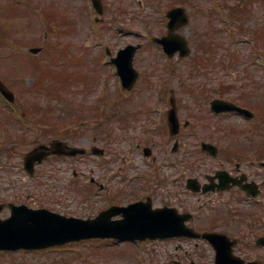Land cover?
<instances>
[{
  "label": "rangeland",
  "instance_id": "374dc122",
  "mask_svg": "<svg viewBox=\"0 0 264 264\" xmlns=\"http://www.w3.org/2000/svg\"><path fill=\"white\" fill-rule=\"evenodd\" d=\"M106 1L107 14L95 16L104 24L96 25L87 0H0V83L14 95V103L0 97V204H24L86 219L110 206H127L148 189L153 207L166 205L168 192L175 190L166 182L171 173L166 164L172 160L157 148L165 132L162 124L169 107V90L175 93L180 116L193 113V122L202 125L197 130L192 124L194 131L222 148V164L213 160L214 170L220 166L234 171L239 165L242 171H259L253 178L264 181V172L252 154L264 148V0H251L245 7L227 0L229 8L221 11L218 5L222 0H142L141 11L137 0ZM177 3L189 17L182 35L188 39L192 54L183 61L176 57L164 61L157 48L150 46V37L163 32L160 15ZM46 23L51 29H43ZM118 28L124 32H116ZM128 43L144 46L134 59L139 72L136 87L121 102L114 68L102 60L107 61L105 47L115 55ZM33 47H42V51L30 54ZM53 58L58 61L52 63ZM203 90L255 111L254 120L230 115L216 118L209 115L207 107L196 113L195 107L201 104L183 91ZM53 139L68 141L88 153L95 145L104 155L90 153L65 161L51 158L33 178L28 176L23 157ZM185 141L186 146L181 145L189 154L199 150L194 144L199 139ZM164 142L167 147H162L172 156L169 150L173 143ZM223 146L229 147L223 150ZM144 147L152 148L157 160L146 158ZM217 206L213 217L207 218L200 214L206 207L198 205L199 230L215 229L235 237L236 254L246 261L263 263L264 254L241 246L256 235H264V206ZM9 215L7 207L0 211V218ZM180 251L190 255L184 258L182 254L187 264H210L213 259L201 243L196 247L187 244ZM172 259L176 257L169 245L158 241L91 240L0 254V264H169Z\"/></svg>",
  "mask_w": 264,
  "mask_h": 264
},
{
  "label": "water",
  "instance_id": "95a60500",
  "mask_svg": "<svg viewBox=\"0 0 264 264\" xmlns=\"http://www.w3.org/2000/svg\"><path fill=\"white\" fill-rule=\"evenodd\" d=\"M175 24L171 30H174L179 24ZM174 40L177 45H170L169 41ZM164 46L165 51L172 55L179 50L181 56L188 53L185 41L175 35L169 38L159 40ZM37 49H32L36 53ZM135 47H128L121 51L117 59L113 62L117 65L118 72L123 79V85L131 88L136 72L132 68V57ZM0 92L12 100V95L0 83ZM218 111L240 110L232 105L222 106ZM244 112V111H243ZM174 117V112L172 110ZM175 126H176V122ZM176 130V129H175ZM174 130V131H175ZM60 143L54 144V147H61ZM80 151L70 150L67 153L72 155ZM33 155V156H32ZM28 157L29 160L35 158L40 161L47 153L42 149L36 150ZM2 207H0L1 209ZM13 215L1 221L0 220V250L16 249H34L45 248L53 245L64 244L73 240L89 239L95 237H115L120 239H154L163 238L172 234H185L197 236L193 231H183V221L176 216L174 211L169 209L152 210L150 204L137 203L129 205L126 208L113 207L107 211L101 212L95 219L80 220L75 218H66L46 210H30L24 206H11ZM121 214L123 219L111 221L114 215ZM202 237L208 240H216V234H203ZM218 261L223 264V253L217 255ZM230 258V255L229 257ZM235 261V258H231ZM229 261L228 264H236ZM219 264V262L217 263Z\"/></svg>",
  "mask_w": 264,
  "mask_h": 264
},
{
  "label": "flooded vegetation",
  "instance_id": "af4514ba",
  "mask_svg": "<svg viewBox=\"0 0 264 264\" xmlns=\"http://www.w3.org/2000/svg\"><path fill=\"white\" fill-rule=\"evenodd\" d=\"M182 1L183 0H181V2ZM222 1H223V3H222ZM222 1L218 5L220 7V9L222 10L225 7L229 8L227 2H224L227 0H222ZM249 1H251V0H235V3H240V7L242 4H244V7H245V4ZM101 2H102L103 7H104V13L103 14H107L109 3L106 0H101ZM234 6H235V4H234ZM173 7H181L182 8V6H180L179 3H177V4H174V6L168 7L167 11L172 9ZM167 11L165 12L164 16L161 19V23L163 24L164 28H163V32L158 34L159 37L168 33L167 23H168L169 19L166 17ZM184 28L185 27H179V28H177L176 32L177 33L184 32ZM154 44L156 45V43H154ZM183 93H189L191 95V97L194 98V103H200L201 104V106L198 105L197 107H195L194 111L196 113H202L203 109L207 106L209 109L212 98H211V96H209L208 93H210L212 95V91H207V90L183 91ZM186 103H187V101H186ZM183 107H186V106H183ZM179 111H180V108H179ZM186 112H187V110H186ZM185 114H186V117H183V116L181 117L179 114L180 119H185V120L194 119L191 117V114H193V113H190V111L185 113ZM196 120H198V119H196ZM185 122H187V121H185ZM192 122H193V120H192ZM193 123H195L197 125V130H199V128L202 127V125L198 121L193 122ZM187 127H184L180 131V134H178L179 137H178V139H176V141L178 143V148H177L176 152H173L172 156H170V155H168V152L166 150H164V156L166 158H169L170 160H172L169 162L170 171H171L170 177H172L171 178L172 187L175 188V190L172 189V190H170L171 192H168L169 196L166 197L168 202H169L168 205H170L171 207H175L179 211L183 212L186 209H190V207H194L193 202L190 201L188 194H190L191 196L197 197L198 200L207 196V199L209 201L212 200V203H214V199H211L210 195H212V194L219 195L220 193H223L225 196L221 197L222 202L233 207V208L237 209L242 205H246L249 207L250 204L253 207H255V209L261 208V207H259V204H253L250 202V200H252V199H258L260 201L264 199V187H263L264 181H262L263 179L261 178V176H259L260 180L262 181V182H259L258 180L253 178V175H256L258 177V175L260 174L259 171H258V173L255 172L253 174V173H251V171H242V169H240L239 165H237L236 169L234 171H228V168H227V169H215L213 172H211L210 170H206L203 168L205 166L210 167L213 165L212 161L210 159H206L207 156H205L203 153L199 154L198 163L194 165L193 169H191V167H189V160L193 157L189 154L187 148H182V145L186 146L185 145L186 144L185 139H187L188 135H189ZM212 129H213L212 131H215L214 127ZM193 135H194V138H197L198 136H200L201 139H203V137H204V134L199 133L198 131H194ZM211 142L216 143L215 140H213ZM259 144H263V142L258 143V146L260 148L261 145H259ZM234 148H236V147H233V149ZM238 152L242 155H247V156H249V154H251V152H245V151H238ZM254 153H256V150L252 153L254 155V157L252 156L254 161L256 160L257 166H259V168L262 169V172H264V168L261 166L262 160L264 159V148L257 149V154H254ZM261 155H263V156H261ZM169 156L172 158H170ZM52 157L53 156L48 157L46 160H44V162H47V160H50ZM201 160H203V162H201ZM198 164H200L201 166L199 167ZM218 171L228 172V174L230 175V178H232V180L234 181L236 186H233L232 188H230V190L225 191V192L216 191L214 193H206V194H193L187 189V184H188V180L190 179V177L194 178L198 182V184L200 183L202 186L208 185L210 187H214V185L218 184V183L220 185L219 178L217 177ZM221 176H220V178H221ZM226 177L227 176L223 175L222 179H225ZM226 185H228V182L225 183V186ZM246 193H248L250 196H247L248 197L247 199L242 198V196H245ZM253 194H256L255 198L252 197ZM207 203H208V201H203V204H207ZM200 219L201 218H198V217L195 218L194 217V219H192L189 222V224L194 223V225H200ZM211 231H215V229H212ZM211 231H209V232H211ZM260 236H264V235H260ZM165 241L169 245V248L171 249V251L174 253V256L176 257V260L172 259L169 262V264H187L182 259V254L184 257V253H182L180 251V249L183 248L187 244H193V246L196 247L199 243H201V244H203V246L208 248L209 252H211L213 254L212 247L208 244L207 241H205L203 239L194 240L193 238L182 236V237H172V238L166 239ZM191 242H193V243H191ZM250 243H251V240H247V242L245 241V243L241 246V249H246L249 246L250 251L251 250H253L252 252L258 251L260 253V255L263 256L262 250H257L256 248L254 249ZM262 247L264 248V246H262ZM186 253H188V252H186ZM189 264H192V262H189ZM210 264H212V260H211Z\"/></svg>",
  "mask_w": 264,
  "mask_h": 264
}]
</instances>
